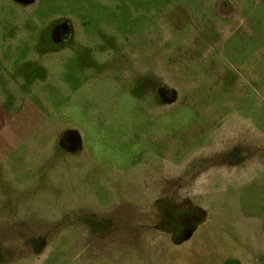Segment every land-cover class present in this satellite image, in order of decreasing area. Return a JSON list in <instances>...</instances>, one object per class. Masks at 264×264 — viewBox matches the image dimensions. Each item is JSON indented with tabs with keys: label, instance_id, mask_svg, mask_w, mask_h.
I'll return each mask as SVG.
<instances>
[{
	"label": "rangeland",
	"instance_id": "rangeland-1",
	"mask_svg": "<svg viewBox=\"0 0 264 264\" xmlns=\"http://www.w3.org/2000/svg\"><path fill=\"white\" fill-rule=\"evenodd\" d=\"M162 182L205 212L179 245L145 219ZM0 241V264H264V0H0Z\"/></svg>",
	"mask_w": 264,
	"mask_h": 264
},
{
	"label": "flooded vegetation",
	"instance_id": "flooded-vegetation-1",
	"mask_svg": "<svg viewBox=\"0 0 264 264\" xmlns=\"http://www.w3.org/2000/svg\"><path fill=\"white\" fill-rule=\"evenodd\" d=\"M14 1L21 5H28L34 0ZM53 30V41L57 44H64V42H68L72 38L73 28L68 21H61L53 27ZM71 137L76 139L75 146L67 148ZM61 144L67 151L76 152L81 146L79 132L76 130L64 131L58 140L59 147ZM196 174L200 173L197 172ZM176 185L177 183L170 182L155 184L153 190L154 198L146 209L148 215L145 219L149 224L148 227H151L154 232L167 234L174 245H179L191 237L195 228L204 220L205 212L188 198H176L175 193L179 190ZM159 191L164 192L161 193ZM3 245L4 243L0 241V258L9 254L6 252L8 248L6 250Z\"/></svg>",
	"mask_w": 264,
	"mask_h": 264
}]
</instances>
